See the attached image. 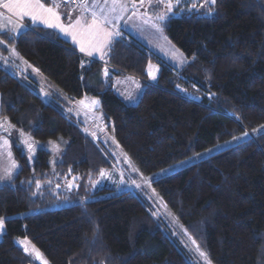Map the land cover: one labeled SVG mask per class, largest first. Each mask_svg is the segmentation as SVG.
<instances>
[{
	"label": "trees",
	"instance_id": "16d2710c",
	"mask_svg": "<svg viewBox=\"0 0 264 264\" xmlns=\"http://www.w3.org/2000/svg\"><path fill=\"white\" fill-rule=\"evenodd\" d=\"M212 8L211 17L181 13L160 24L189 59L179 70L128 34L110 42L105 63L88 62L41 28L0 34V41L69 100L98 98L125 160L144 176L241 139L152 187L211 264H264V132L254 133L264 125V0H215ZM148 63L161 67L159 78L144 82L139 102L127 105L114 79L128 74L146 81ZM57 103L0 64V123L38 142H67L54 165L44 149L30 165L13 144L19 169L0 185V264H36L16 245L19 238L49 264H192L161 217L132 192L24 215L65 198L59 178L80 175L79 193L86 195L89 182L114 164L108 149L69 116L65 101Z\"/></svg>",
	"mask_w": 264,
	"mask_h": 264
},
{
	"label": "rangeland",
	"instance_id": "374dc122",
	"mask_svg": "<svg viewBox=\"0 0 264 264\" xmlns=\"http://www.w3.org/2000/svg\"><path fill=\"white\" fill-rule=\"evenodd\" d=\"M214 4L215 2L213 3V0H94L93 11H90V13L86 15L84 21L86 24L91 25L92 28H95L97 24L101 26L104 24L105 26H108L113 35L117 37L123 36V33H121L122 31L125 33H133L137 38L144 42L142 44L150 52L157 55L162 62L172 66L173 69L179 70L189 62V59L177 48H175L171 42L165 40V34L159 30V28H161L160 24L167 20L170 16H175L181 13H196L211 17L214 15V10L212 8ZM79 28L81 27H77L78 31ZM15 55L20 58L17 52L14 51L13 56ZM3 56L4 55L0 54V60H2ZM11 57L12 56L9 58ZM98 58L100 60H104L105 55ZM160 70L161 67L158 64L148 63L145 71L148 80L156 82L159 78ZM38 75L40 74L38 73ZM121 81V83L118 81L120 85L118 88L124 87L125 89L128 87L129 89L131 85L133 87V92L130 95H126L127 99L123 96L122 98L127 103L132 104L133 106L136 105L142 96L141 94V96L139 95L141 91L136 94L139 90L138 86L126 80ZM185 94L193 96V98L196 99L201 98V95L197 92L194 93L188 89H186ZM45 101L48 102L46 99ZM54 103L60 104L57 103V101ZM66 108L69 107L67 106ZM99 108L100 100L98 98L87 97L86 100L79 102L77 106L69 109L68 114L74 118L78 124H80L85 133H95L94 136L100 140L101 144L106 147L112 155L114 161L112 168L100 171L99 174L91 180V182H89V194L86 195L79 193V181L81 180L80 175L70 174L67 175V178L65 179L59 178L61 184L65 187V192L67 193V195L64 196L65 198L59 199L49 206L27 212L24 215L57 210L76 203L88 202L98 198H108L123 192H132L138 196L150 212H154L161 217L164 223V232H171L175 238V240L173 239L174 242L180 250L184 251V253L191 258L192 264H211L200 246L195 243V241L176 221L171 213L161 206L158 201V196L152 187V182L160 178L167 177L174 172L185 168L189 164L233 146L240 142L241 139H234L217 145L214 149L193 156L186 161L172 165L150 176H144L132 164L125 160V157L116 143L112 133L107 129L103 114ZM4 127L6 126L4 125ZM8 130L9 129L6 127V133L3 134V139L0 140V146L9 144L10 139H12L14 142L13 144H15V146L19 148L20 152L26 156L30 165L34 163L36 153L39 149L49 151L51 154L50 163L52 165L56 164L59 161L67 143L63 139L38 142L22 132L23 136L20 138L15 134L7 133ZM263 132L264 125L254 131L255 134ZM102 188H107L108 190L101 195L90 197L92 193ZM0 220L3 221V228L0 229L1 241L5 232V219L0 218ZM21 241H27V244H22L20 243ZM15 243L17 246L22 248L36 264H41V261L35 258L32 251L33 249H37L28 239L19 238L16 239ZM25 248L29 251L26 252ZM201 253H204V255L202 256ZM42 257L44 258L43 255ZM44 260L46 259L44 258ZM47 264H49L48 261Z\"/></svg>",
	"mask_w": 264,
	"mask_h": 264
},
{
	"label": "crops",
	"instance_id": "0c3cea01",
	"mask_svg": "<svg viewBox=\"0 0 264 264\" xmlns=\"http://www.w3.org/2000/svg\"><path fill=\"white\" fill-rule=\"evenodd\" d=\"M93 2L94 0H84L82 5L77 8L71 9L64 3V0H40V3L44 4V8L53 9V12H55L59 16V19H57L55 16H52L50 13L45 12L43 9H41L36 4V0H32L33 7L27 10L29 15H25L22 18H20L21 9L13 8L12 11H9L3 6L4 4H13L14 0H0V34L7 33L12 37H17L27 29H45L55 33L62 40L69 42L80 55L87 59L88 62H90L89 60L94 59V61L105 63L107 48L110 42L118 37L114 36L108 26H105L104 24L102 26L97 24L95 28H92L91 25L85 23L84 19L86 15L89 14L90 11H93ZM54 3L59 5V7H53ZM33 16H35V21L32 19ZM77 20L80 21L79 24L75 23ZM48 23H51L53 27H48ZM79 26L81 28H79L78 31L77 27ZM61 28L67 29V33L62 31ZM159 30L163 32L161 28H159ZM121 33H123V35L128 34L132 36L141 44L144 43L131 32L125 33L122 31ZM165 40H168L166 39V36ZM81 48H83L84 51H81ZM14 51V48L8 49L4 44L0 43V54L4 55L2 60H0L2 62H0V64L8 71L18 76L20 79L26 80L44 100L46 99L48 101V103H54L58 99H62L67 104L66 107H69L67 108V110L69 111V109L77 106L79 102L87 99V97L84 96L80 100H69L68 97L64 95L59 89L48 83V81L35 68H33L31 65H29L19 57H16V55L13 56ZM89 53H91V55ZM104 55V60H100L98 58L103 57ZM10 56L12 57L9 58ZM37 72L42 77L38 75ZM104 75H109V70H106ZM121 80H126L128 82L136 84L139 88L136 94L141 91L139 95H142L144 82H148L151 84L156 83L154 81L152 82L151 80H148V78L146 81H144L128 74L116 77L114 79V90L127 105L132 104L127 103L122 98V96L126 97V95H130L133 92V87L131 85L129 89L128 87H126L125 89L124 87L118 88L120 86L118 81L121 83ZM4 125L7 127V129H9L7 133L15 134L20 138L23 136L22 133L11 124L7 122H1L0 140L3 139V134L6 133V127H4ZM88 135H90L95 141H100L94 136L95 133L92 132ZM13 143V140L10 139L9 144L0 146V185L10 183L19 169L18 163L13 155Z\"/></svg>",
	"mask_w": 264,
	"mask_h": 264
},
{
	"label": "snow or ice",
	"instance_id": "6c2138e0",
	"mask_svg": "<svg viewBox=\"0 0 264 264\" xmlns=\"http://www.w3.org/2000/svg\"><path fill=\"white\" fill-rule=\"evenodd\" d=\"M214 2H215V0H213V3ZM36 4L41 9H43L45 12H48L52 16H55L57 19H59V16L55 12H53V9L52 8H44V4L43 3H40V0H36ZM3 6L5 8H7L9 11H12L13 8L21 9L20 18H22L25 15H29V13H28L27 10L29 8H32L33 7V3H32V0H14V3L13 4H4ZM53 7H59V5H57V4L54 3L53 4ZM32 19L35 21V16H33ZM40 22H45V21H40ZM75 23L76 24H79L80 21L77 20ZM47 26L48 27H53V25L51 23H48ZM61 30L64 31L65 33H67V29L61 28ZM0 43H3V41H0ZM81 51H84V49L81 48ZM89 54L91 55V53H89ZM2 228H3V221L0 220V229H2ZM20 243L27 244V241H21ZM25 251L28 252L29 250L27 248H25ZM32 251H33V253L35 255V258L41 261V264H47V261L44 260V258L42 257V255L39 253L38 250L33 249ZM201 255L203 256L204 253H201Z\"/></svg>",
	"mask_w": 264,
	"mask_h": 264
},
{
	"label": "built area",
	"instance_id": "2783aa9c",
	"mask_svg": "<svg viewBox=\"0 0 264 264\" xmlns=\"http://www.w3.org/2000/svg\"><path fill=\"white\" fill-rule=\"evenodd\" d=\"M84 0H64V3L68 5L71 9L77 8L80 5H82ZM94 60H90V62H93Z\"/></svg>",
	"mask_w": 264,
	"mask_h": 264
}]
</instances>
